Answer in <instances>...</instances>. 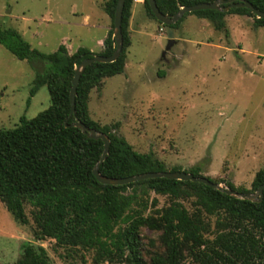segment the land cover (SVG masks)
Wrapping results in <instances>:
<instances>
[{"label":"trees","instance_id":"1","mask_svg":"<svg viewBox=\"0 0 264 264\" xmlns=\"http://www.w3.org/2000/svg\"><path fill=\"white\" fill-rule=\"evenodd\" d=\"M214 1L155 0L159 11L169 17L182 7ZM245 1L264 13V0ZM116 3L117 0H106L102 4L111 26L99 53L83 47L69 53L61 44L56 51L45 54L32 49L16 29L0 27L1 46L16 59L36 61L42 67L32 82L30 95L45 86L50 97L45 111L32 119L21 118L13 129L0 130V202L21 226L28 224L29 206L34 239L54 240L55 247L67 251L68 258L79 257L82 263L84 254L91 253L92 264H264V190L260 202H251L201 183L164 178L123 186L103 185L92 174L102 154V141L89 139L72 126L65 127L77 120L108 136L110 146L99 167L101 176L124 178L182 171L168 168L152 153L135 151L118 134V123L101 125L89 114L90 92L103 87L105 79L124 72L131 46L128 27L134 0L124 3L121 54L112 63L95 62L85 68L76 88L75 115L68 119L75 68L84 59L93 55L109 57L115 50ZM143 9L148 18L156 21L147 0H143ZM188 15L206 20L226 39L227 15L252 17L254 28L264 27V19H258L250 10L232 8L227 12L201 10L185 14L171 26L173 31ZM158 76L163 78L165 73ZM184 172L202 176L199 167ZM207 178L239 193L251 194L264 184V168L255 173L251 189ZM152 193L166 197L168 203L159 207ZM144 230L154 237H144ZM12 264L52 263L44 248L25 245L20 258Z\"/></svg>","mask_w":264,"mask_h":264},{"label":"rangeland","instance_id":"2","mask_svg":"<svg viewBox=\"0 0 264 264\" xmlns=\"http://www.w3.org/2000/svg\"><path fill=\"white\" fill-rule=\"evenodd\" d=\"M105 1L0 0V27L16 29L45 54L61 44L69 53L80 47L99 53L97 41L111 23ZM148 19L131 36L124 72L90 92V117L101 125L118 123V134L135 151L152 153L168 168L199 167L204 177L251 189L255 173L264 168V27L254 28L252 17L227 15L226 39L206 20L188 15L162 58L164 27ZM41 68L0 45V130L50 106L45 86L33 96L29 92ZM151 197L159 207L168 203L164 196ZM30 210L26 206L28 224L21 226L0 202V264L16 262L25 245L44 248L52 264H92L91 253L82 263L68 258L54 240H35ZM143 235L154 237L149 230Z\"/></svg>","mask_w":264,"mask_h":264},{"label":"water","instance_id":"3","mask_svg":"<svg viewBox=\"0 0 264 264\" xmlns=\"http://www.w3.org/2000/svg\"><path fill=\"white\" fill-rule=\"evenodd\" d=\"M151 13L153 14L155 20L159 22L165 30V35L167 38V45L165 51L162 53V58L165 57L166 52H168L172 46L175 44L174 40V31L172 29V25L176 24L180 19L188 13H193L196 11L201 10H214V11H225L227 12L229 9L232 8H246L252 12L258 19H264V13L255 9L249 2L245 0H216L212 3H200L197 5L189 6V7H182L176 14L173 16H166L162 14L157 5L155 0H147ZM125 0H117L114 17H113V38L115 41V50L109 57H103L100 55H93L91 59H84L80 62V64L75 68L74 76L71 81V88L69 92V101H70V114L69 118L75 115V93L76 88L79 84V80L81 74L85 70V68L92 64V63H112L116 61L119 55L122 52L123 48V35H122V28H121V20H122V12L124 8ZM221 5H225V7H221ZM72 126L74 128L79 129L83 135H85L89 139L93 140H101L103 143V150L102 154L95 164L94 168L92 169V174L96 178V180L103 184V185H110V186H123L128 185L131 183L148 180V179H158L164 178L169 180H177L183 182H193V183H201L209 188L218 190L222 193H225L229 196H232L236 199L247 200L251 202H260L263 197V190L264 184L260 185L257 190L252 194L246 193H239L235 190L228 188L225 184H217L208 179L204 176H194L191 173L184 172V171H166V172H149V173H142L130 177L124 178H108L101 176L99 173V167L101 163L105 160L110 146V139L107 135L98 132L92 128L87 127L82 122L75 120L74 123L71 125L65 124V127Z\"/></svg>","mask_w":264,"mask_h":264},{"label":"crops","instance_id":"4","mask_svg":"<svg viewBox=\"0 0 264 264\" xmlns=\"http://www.w3.org/2000/svg\"><path fill=\"white\" fill-rule=\"evenodd\" d=\"M86 21L88 23V21H89L88 17H86ZM142 21H150V20L148 19V17L144 13L143 0H137L133 4L132 10H131V18H130L129 27H128L130 38H131L132 34H135L139 31V29H140L139 22H142ZM110 26H111V23L106 22L105 35L103 36L102 39L97 41V46L100 48V51H102V49H103V40L106 37L108 31L110 30ZM179 40H182V39H179ZM90 51L93 52L92 50H90ZM93 53H95V52H93Z\"/></svg>","mask_w":264,"mask_h":264},{"label":"built area","instance_id":"5","mask_svg":"<svg viewBox=\"0 0 264 264\" xmlns=\"http://www.w3.org/2000/svg\"><path fill=\"white\" fill-rule=\"evenodd\" d=\"M137 0H134V2H136ZM161 32H163V34L165 33V30L161 29L160 30Z\"/></svg>","mask_w":264,"mask_h":264}]
</instances>
